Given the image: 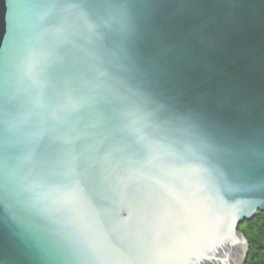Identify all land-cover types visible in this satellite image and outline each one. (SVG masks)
Returning a JSON list of instances; mask_svg holds the SVG:
<instances>
[{"label":"water","instance_id":"water-1","mask_svg":"<svg viewBox=\"0 0 264 264\" xmlns=\"http://www.w3.org/2000/svg\"><path fill=\"white\" fill-rule=\"evenodd\" d=\"M0 200V264H237L264 0H0Z\"/></svg>","mask_w":264,"mask_h":264},{"label":"trees","instance_id":"trees-1","mask_svg":"<svg viewBox=\"0 0 264 264\" xmlns=\"http://www.w3.org/2000/svg\"><path fill=\"white\" fill-rule=\"evenodd\" d=\"M243 229L248 247L246 264H264V213L244 223Z\"/></svg>","mask_w":264,"mask_h":264},{"label":"snow or ice","instance_id":"snow-or-ice-1","mask_svg":"<svg viewBox=\"0 0 264 264\" xmlns=\"http://www.w3.org/2000/svg\"><path fill=\"white\" fill-rule=\"evenodd\" d=\"M243 215H246V213H241L240 215H238L235 219V223L238 222ZM0 225H6L10 231L13 230V217L4 206L2 200H0ZM13 235L16 236L17 239H19V235L16 231H13Z\"/></svg>","mask_w":264,"mask_h":264},{"label":"rangeland","instance_id":"rangeland-1","mask_svg":"<svg viewBox=\"0 0 264 264\" xmlns=\"http://www.w3.org/2000/svg\"><path fill=\"white\" fill-rule=\"evenodd\" d=\"M243 224L239 226L238 229H236V233H238L239 235L242 234L243 235ZM244 237V235H243ZM245 239V242L244 243V248L242 250V254H241V258H240V264H246V257H247V253H248V247H247V240L246 238L244 237Z\"/></svg>","mask_w":264,"mask_h":264},{"label":"bare ground","instance_id":"bare-ground-1","mask_svg":"<svg viewBox=\"0 0 264 264\" xmlns=\"http://www.w3.org/2000/svg\"><path fill=\"white\" fill-rule=\"evenodd\" d=\"M237 264H240V260H239V262Z\"/></svg>","mask_w":264,"mask_h":264}]
</instances>
